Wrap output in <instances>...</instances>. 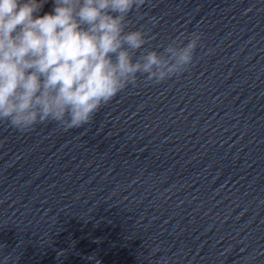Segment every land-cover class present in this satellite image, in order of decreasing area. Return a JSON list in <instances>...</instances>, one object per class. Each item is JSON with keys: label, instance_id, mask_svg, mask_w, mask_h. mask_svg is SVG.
<instances>
[{"label": "clouds", "instance_id": "obj_1", "mask_svg": "<svg viewBox=\"0 0 264 264\" xmlns=\"http://www.w3.org/2000/svg\"><path fill=\"white\" fill-rule=\"evenodd\" d=\"M47 2L0 0V121L21 132L46 121L79 128L138 74L159 84L193 63L196 32L133 58L146 33L126 30L127 17L145 0H53L39 15Z\"/></svg>", "mask_w": 264, "mask_h": 264}]
</instances>
